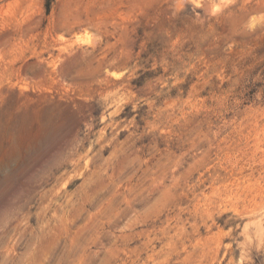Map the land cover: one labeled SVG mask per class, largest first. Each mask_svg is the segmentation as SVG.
Returning <instances> with one entry per match:
<instances>
[{
	"label": "rangeland",
	"instance_id": "obj_1",
	"mask_svg": "<svg viewBox=\"0 0 264 264\" xmlns=\"http://www.w3.org/2000/svg\"><path fill=\"white\" fill-rule=\"evenodd\" d=\"M0 264H264V0H0Z\"/></svg>",
	"mask_w": 264,
	"mask_h": 264
},
{
	"label": "trees",
	"instance_id": "obj_2",
	"mask_svg": "<svg viewBox=\"0 0 264 264\" xmlns=\"http://www.w3.org/2000/svg\"><path fill=\"white\" fill-rule=\"evenodd\" d=\"M53 2V0H47V11L48 13L50 12L51 9V3Z\"/></svg>",
	"mask_w": 264,
	"mask_h": 264
}]
</instances>
